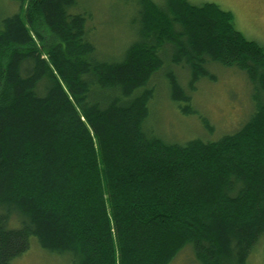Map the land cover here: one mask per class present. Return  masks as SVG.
Returning a JSON list of instances; mask_svg holds the SVG:
<instances>
[{
  "label": "trees",
  "instance_id": "1",
  "mask_svg": "<svg viewBox=\"0 0 264 264\" xmlns=\"http://www.w3.org/2000/svg\"><path fill=\"white\" fill-rule=\"evenodd\" d=\"M11 1L18 10L0 20V264L32 236L72 264H170L187 246L199 264H246L264 235V47L215 3L133 0L136 39L103 60L76 0ZM211 63L244 72L249 119L214 141L154 134L157 75L180 113L211 130L190 94L214 79Z\"/></svg>",
  "mask_w": 264,
  "mask_h": 264
},
{
  "label": "rangeland",
  "instance_id": "2",
  "mask_svg": "<svg viewBox=\"0 0 264 264\" xmlns=\"http://www.w3.org/2000/svg\"><path fill=\"white\" fill-rule=\"evenodd\" d=\"M188 1L194 5L212 2L231 12L235 28L247 39L254 40L264 47V0ZM136 8L133 0H76V5L71 11L91 14L87 27L89 37L96 46V56L103 60H115L120 58L125 48L136 39ZM17 10L16 2L0 0V20ZM161 55L164 61L168 60L167 53ZM167 67L165 62L159 72L163 73ZM208 69L214 79H201L190 94L192 107L206 118L211 130L204 127L197 115L180 113L169 99L164 80L157 75L152 81L156 86V93L150 103V119L146 124L154 134L170 143H181L192 138L214 141L236 131L249 119L253 110L252 85L244 72L217 63H211ZM174 70L185 87L188 80L186 71L180 68ZM10 264L72 263L67 256L42 249L32 236L28 250L14 258ZM170 264L199 263L195 260L191 247L187 246ZM246 264H264V235L253 247Z\"/></svg>",
  "mask_w": 264,
  "mask_h": 264
}]
</instances>
